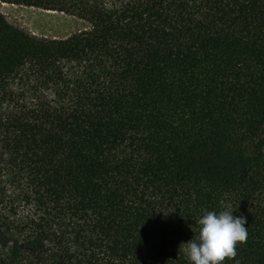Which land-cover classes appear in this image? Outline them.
<instances>
[{
	"label": "trees",
	"instance_id": "16d2710c",
	"mask_svg": "<svg viewBox=\"0 0 264 264\" xmlns=\"http://www.w3.org/2000/svg\"><path fill=\"white\" fill-rule=\"evenodd\" d=\"M0 264H188L208 210L264 264V0H0Z\"/></svg>",
	"mask_w": 264,
	"mask_h": 264
},
{
	"label": "clouds",
	"instance_id": "9594fccd",
	"mask_svg": "<svg viewBox=\"0 0 264 264\" xmlns=\"http://www.w3.org/2000/svg\"><path fill=\"white\" fill-rule=\"evenodd\" d=\"M234 207L205 211L197 220L195 236L183 242L188 264H223L236 257V246L247 239L246 218L234 215Z\"/></svg>",
	"mask_w": 264,
	"mask_h": 264
},
{
	"label": "rangeland",
	"instance_id": "374dc122",
	"mask_svg": "<svg viewBox=\"0 0 264 264\" xmlns=\"http://www.w3.org/2000/svg\"><path fill=\"white\" fill-rule=\"evenodd\" d=\"M0 12L13 25L41 37L63 38L88 26L85 20L64 12L1 1Z\"/></svg>",
	"mask_w": 264,
	"mask_h": 264
}]
</instances>
